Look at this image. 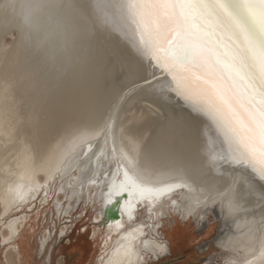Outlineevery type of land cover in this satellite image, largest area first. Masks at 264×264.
<instances>
[{
    "label": "bare ground",
    "instance_id": "1",
    "mask_svg": "<svg viewBox=\"0 0 264 264\" xmlns=\"http://www.w3.org/2000/svg\"><path fill=\"white\" fill-rule=\"evenodd\" d=\"M27 2L0 0L5 264H18L13 243L38 198L46 205L54 194L55 211L66 216L78 194L95 189L105 192L93 218L104 227L94 264L164 257L168 247L153 236V221L165 212L197 221L214 213L227 229L217 240L228 254L223 264H264V179L234 158L212 116L194 98L161 88L167 81L141 61L127 26H84L74 12L42 11L28 28ZM131 166L140 173L139 188L125 179ZM156 189L163 193L141 194ZM140 209L150 216L139 220Z\"/></svg>",
    "mask_w": 264,
    "mask_h": 264
},
{
    "label": "snow or ice",
    "instance_id": "2",
    "mask_svg": "<svg viewBox=\"0 0 264 264\" xmlns=\"http://www.w3.org/2000/svg\"><path fill=\"white\" fill-rule=\"evenodd\" d=\"M25 8L28 28L42 11L74 12L84 26L100 20L130 28L141 61L167 81L161 88L194 98L224 131L234 158L264 179V0H28ZM124 175L139 188L134 166Z\"/></svg>",
    "mask_w": 264,
    "mask_h": 264
},
{
    "label": "rangeland",
    "instance_id": "3",
    "mask_svg": "<svg viewBox=\"0 0 264 264\" xmlns=\"http://www.w3.org/2000/svg\"><path fill=\"white\" fill-rule=\"evenodd\" d=\"M55 189L56 186H52V191ZM104 192L95 189L89 190V196L85 191L81 196L78 194L70 203L74 210L66 216L55 211L53 204L57 196L54 194L46 205H40L38 198L36 209L27 213L25 227L13 243L18 264H94L104 227L93 223V218L101 208L99 199L103 198ZM60 202L64 208L68 205L65 199ZM140 211L137 213L139 220L150 216ZM206 216L204 220L197 221L171 212H165L163 216L157 213L153 221L157 235L153 236L168 247V252L146 264H223L228 254L217 245V240L224 239L227 229L214 213L208 212ZM63 227L66 229L61 234ZM93 229L95 239L92 237ZM44 234H47L46 242L42 247ZM4 251L5 247L0 242V264H5ZM9 256L13 260V255Z\"/></svg>",
    "mask_w": 264,
    "mask_h": 264
},
{
    "label": "water",
    "instance_id": "4",
    "mask_svg": "<svg viewBox=\"0 0 264 264\" xmlns=\"http://www.w3.org/2000/svg\"><path fill=\"white\" fill-rule=\"evenodd\" d=\"M158 72H159V71H158ZM114 215H115V214H114L113 212H111L109 216L112 218V217H114Z\"/></svg>",
    "mask_w": 264,
    "mask_h": 264
}]
</instances>
